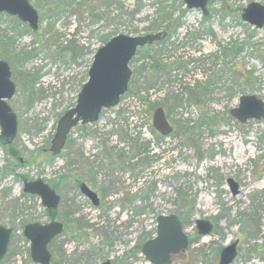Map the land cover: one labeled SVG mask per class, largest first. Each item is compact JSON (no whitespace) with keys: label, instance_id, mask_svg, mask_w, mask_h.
<instances>
[{"label":"rangeland","instance_id":"rangeland-1","mask_svg":"<svg viewBox=\"0 0 264 264\" xmlns=\"http://www.w3.org/2000/svg\"><path fill=\"white\" fill-rule=\"evenodd\" d=\"M30 1L37 31L0 13V59L12 67L9 103L19 121L14 142L0 141V224L13 229L0 264H38L24 227L54 215L65 229L49 245L51 264H151L142 248L157 237L161 215L176 216L189 241L171 264H219L234 242L230 264H264V118L241 123L231 114L242 95L264 101V27L242 18L264 0H209L207 15L184 0ZM159 31H167L163 43L131 60L120 104L77 126L52 155L58 121L76 105L97 50L119 34ZM159 106L169 135L153 127ZM23 177L54 186L57 210L23 195ZM81 181L99 193V206L80 192ZM197 220L210 221L211 233L201 235Z\"/></svg>","mask_w":264,"mask_h":264},{"label":"water","instance_id":"water-1","mask_svg":"<svg viewBox=\"0 0 264 264\" xmlns=\"http://www.w3.org/2000/svg\"><path fill=\"white\" fill-rule=\"evenodd\" d=\"M188 9H201L208 14L209 0H184ZM7 11L11 15H18L23 21L37 30L39 14L29 0H0V12ZM242 18L245 22L257 27H264V5L251 2L243 9ZM167 35L160 31L146 36H127L119 34L102 47L95 55L94 62L89 68V79L85 83L79 96L77 105L68 110L58 121L57 130L52 142V151L58 155L65 147L71 128L80 121L92 123L96 121L103 108L116 106L120 98L128 91L132 77L130 62L136 55L138 48L162 40ZM17 91L16 84L11 80V73L6 61L0 60V125L1 138L12 142L18 130L16 113L8 104ZM231 114L241 123L250 119L264 118V101L256 95H242L238 107L231 110ZM153 126L162 135H169L173 127L170 125L166 112L162 106L153 114ZM234 193L238 192V183L229 179ZM81 191L91 198L95 205L100 200L97 193L92 192L82 184ZM24 192L35 193L42 197L43 204L53 210L58 208L60 196L42 179L24 181ZM198 232L208 235L213 229L210 221L197 220ZM64 225L59 221L47 224L31 223L25 227L24 235L31 243V256L35 263L50 264L52 254L49 244L52 239L63 232ZM158 235L148 241L143 251L152 264H171L172 254L185 250L189 241L182 230L180 220L174 216L161 215L158 217ZM12 230L0 226V262L7 253ZM237 242L225 247L221 252L219 264H230L237 256ZM104 264H111L110 261Z\"/></svg>","mask_w":264,"mask_h":264},{"label":"bare ground","instance_id":"bare-ground-1","mask_svg":"<svg viewBox=\"0 0 264 264\" xmlns=\"http://www.w3.org/2000/svg\"><path fill=\"white\" fill-rule=\"evenodd\" d=\"M29 2H30V4L32 5V3H31V1L29 0ZM33 6V5H32ZM34 7V6H33ZM35 8V7H34ZM36 9V8H35ZM38 12V11H37ZM0 13H6V14H8V15H11V14H9L7 11H3V12H0ZM39 14V13H38ZM11 16H14V17H18V19H20L22 22H24V23H26V24H28L29 25V27L33 30V31H37L38 29H39V27H38V29L37 30H34L31 26H30V24L28 23V22H25V21H23L18 15H11ZM39 26H40V15H39ZM151 34H156V33H151ZM123 35V34H122ZM147 35H150V34H147ZM127 36H130V35H127ZM146 36V35H145ZM112 39V38H111ZM111 39H109L102 47H104ZM159 42H161V40H157V41H154L153 43H151V44H147V45H145L144 47H146V46H148V47H154V46H152V45H159L158 43ZM7 47H10V46H8L7 45ZM102 47H100L98 50H97V52L102 48ZM144 47H142V48H144ZM96 52V53H97ZM96 53H95V55H96ZM95 55H94V58H95ZM0 60H3V59H0ZM3 61H6V60H3ZM93 62H94V60H93ZM93 62H92V64H93ZM6 63L8 64V67H9V70H10V73H11V80L13 81V79H12V74H13V71H12V67H11V65H10V63L9 62H7L6 61ZM92 66V65H91ZM88 79H89V76H88ZM88 79H87V81H88ZM133 79V72H132V77H131V80ZM131 80H130V82H131ZM86 81V82H87ZM14 82V81H13ZM85 82V83H86ZM15 83V82H14ZM85 83H84V85H85ZM16 84V83H15ZM84 85L82 86V89H83V87H84ZM82 89H81V92H82ZM81 92L79 93V95H78V98H77V102H76V105H77V103H78V101H79V96H80V94H81ZM8 102V104L10 105V103H9V100L7 101ZM120 102H121V98H120V100H119V102H118V104L116 105V106H118L119 104H120ZM75 105V106H76ZM74 106V107H75ZM116 106H113V107H109V108H103L102 110H101V112H100V114H99V117H98V119L96 120V121H94V122H92V123H83L82 121H80L77 125H75L73 128H71V130H70V132H69V134H71L72 133V131L77 127V126H79V125H89V124H94V123H97L98 121H99V119H100V117H101V114H102V112L104 111V110H107V109H111V108H114V107H116ZM10 107H11V105H10ZM74 107H72V108H74ZM12 108V107H11ZM72 108H70V109H72ZM69 109V110H70ZM12 110H13V108H12ZM16 113V112H15ZM66 113V112H65ZM16 115V123H18V125H19V121H18V115L17 114H15ZM58 125V124H57ZM1 126V125H0ZM154 127V126H153ZM154 129H156L155 127H154ZM17 130H18V126H17ZM56 130H57V128H56ZM156 131H158L157 129H156ZM159 132V131H158ZM18 133V132H17ZM162 135V134H161ZM16 137H17V134H16V136H15V138L13 139V141L12 142H6L4 139H2L1 138V136H0V141H1V143L3 144V145H5V146H9V145H11L13 142H14V140L16 139ZM53 139H54V137H53ZM53 139H52V141H51V147L49 148V151L51 152V154L52 155H54L55 157H57L58 155H55L54 154V152L52 151V142H53ZM67 139H68V137H67ZM240 149V146L237 144V150H239ZM9 155H12V154H10L9 153ZM12 156H15V155H12ZM12 158V157H11ZM239 158V157H238ZM15 159L17 160V162H16V164L18 165V164H20V165H22L23 163H24V159L22 158V157H20V156H15ZM24 179H23V192H24V181L25 180H28V179H26L25 177H23ZM39 179H41V178H39ZM37 180V179H36ZM28 181H34V180H28ZM42 181L45 183V184H47V185H49L53 190H55V192L60 196V198H61V200H60V203H59V206H60V204H61V201H62V196L60 195V193H58L57 191H56V189H54V186H52L50 183H48L47 181H45L44 179H42ZM80 183V182H79ZM82 184H85L86 185V188H88L89 190H91L92 192H94V190L88 185V183L87 182H84V181H81V183H80V190L82 189ZM23 195H25V196H29V197H39L40 198V200H41V203H42V205L43 206H45L44 204H43V201H42V197L40 196V195H38V194H35V193H27V192H24V194ZM97 197H98V199L100 200V196L97 194ZM241 198V197H240ZM95 207H97L98 205H95V204H93ZM58 206V207H59ZM46 207V206H45ZM47 208V207H46ZM48 209V211L50 212V213H52L53 211H55V210H57V208L56 209H53V210H51V209H49V208H47ZM31 223H34V222H31ZM31 223H28V224H26L25 225V227L27 226V225H29V224H31ZM37 223H41V222H37ZM49 223V222H48ZM42 224H47V223H42ZM0 226H3V225H1L0 224ZM3 227H5V226H3ZM25 227H24V230H25ZM5 228H8V229H11L12 230V233H13V229L12 228H10V227H5ZM63 231H64V228H63ZM158 232V231H157ZM63 233V232H62ZM61 233V234H62ZM23 234H24V231H23ZM61 234H58V235H56L53 239H52V241L53 240H55L59 235H61ZM25 236V235H24ZM156 238V237H155ZM204 238H207V237H204ZM11 239V238H10ZM152 239H154V238H152ZM152 239H150V240H152ZM149 240V241H150ZM51 241V242H52ZM148 242V241H147ZM146 242V243H147ZM145 243V244H146ZM144 244V245H145ZM144 245H143V247H144ZM142 252H143V254H144V251H143V248H142ZM145 255V254H144ZM146 256V255H145ZM148 260V259H147ZM107 261H110L111 262V260L110 259H107L106 261H104L102 264H104L105 262H107ZM150 261V260H149ZM150 263L152 264V262L150 261ZM111 264H112V262H111Z\"/></svg>","mask_w":264,"mask_h":264},{"label":"trees","instance_id":"trees-1","mask_svg":"<svg viewBox=\"0 0 264 264\" xmlns=\"http://www.w3.org/2000/svg\"><path fill=\"white\" fill-rule=\"evenodd\" d=\"M161 12H162V10H161ZM163 13V12H162ZM166 14V16H167V13H165ZM163 15V14H162ZM165 16V18L163 17V19H162V22H159V23H155L156 25H157V27H154V28H152L153 30H155V29H160V27H162L163 26V24L166 22V17ZM180 26V25H179ZM159 27V28H158ZM165 28H167V29H169L170 28V26H166ZM172 28H174V26L172 27ZM163 43V41H161V42H159L158 44L160 45V44H162ZM153 104V107L155 106L154 105V102L152 103ZM13 153V155H15V156H17V153L16 152H12ZM54 212V211H53ZM52 212V213H53Z\"/></svg>","mask_w":264,"mask_h":264},{"label":"flooded vegetation","instance_id":"flooded-vegetation-1","mask_svg":"<svg viewBox=\"0 0 264 264\" xmlns=\"http://www.w3.org/2000/svg\"><path fill=\"white\" fill-rule=\"evenodd\" d=\"M68 140V139H67ZM66 143H67V141H66ZM59 155V154H58ZM89 185V184H88ZM90 186V185H89ZM91 187V186H90ZM98 195H99V193L93 188V187H91ZM79 190H80V183H79ZM80 192L82 193V191L80 190ZM83 194V193H82ZM84 195V197L89 201V202H91L92 204H94L93 203V201L91 200V198H89L88 196H86L85 194H83ZM100 196V195H99ZM101 204V198H100V202H99V205ZM98 205V206H99ZM51 221H53V220H50V222ZM54 221H59V222H61L60 220H58L57 219V217L54 215ZM61 223H63V222H61ZM63 225H64V229H65V224L63 223ZM50 250V249H49ZM51 252V251H50ZM51 254H52V252H51ZM52 258H53V255H52ZM51 263H52V259H51ZM50 263V264H51Z\"/></svg>","mask_w":264,"mask_h":264}]
</instances>
